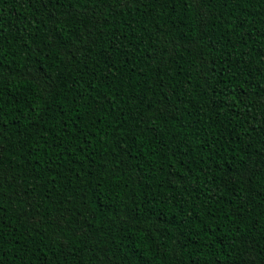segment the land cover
I'll return each instance as SVG.
<instances>
[{
  "label": "trees",
  "instance_id": "1",
  "mask_svg": "<svg viewBox=\"0 0 264 264\" xmlns=\"http://www.w3.org/2000/svg\"><path fill=\"white\" fill-rule=\"evenodd\" d=\"M0 264H264V0H0Z\"/></svg>",
  "mask_w": 264,
  "mask_h": 264
}]
</instances>
